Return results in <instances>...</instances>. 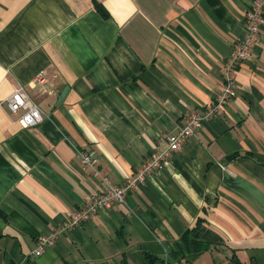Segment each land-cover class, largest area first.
Instances as JSON below:
<instances>
[{"label":"crops","instance_id":"crops-1","mask_svg":"<svg viewBox=\"0 0 264 264\" xmlns=\"http://www.w3.org/2000/svg\"><path fill=\"white\" fill-rule=\"evenodd\" d=\"M252 1L0 0V264H264V29L222 115L124 204L33 253L102 191L78 149L116 187L210 109ZM19 85L39 126L6 107Z\"/></svg>","mask_w":264,"mask_h":264},{"label":"built area","instance_id":"built-area-1","mask_svg":"<svg viewBox=\"0 0 264 264\" xmlns=\"http://www.w3.org/2000/svg\"><path fill=\"white\" fill-rule=\"evenodd\" d=\"M245 25L246 35L234 43L230 56L224 62L222 68L223 89L215 96V101L210 109L204 112V115L197 113L190 115L180 132L167 134L161 138L167 143V148L163 151L152 152L124 183L116 187L112 186L108 178L99 169L98 158L95 153L82 149L77 150L80 160L86 168L90 169L92 177L102 184V191L75 211L70 219L54 228L50 233L41 236L38 239L37 248L33 252L35 256L42 255L66 232L85 225L98 212L109 211L115 204H124L129 193L135 192L149 175L163 169L173 154L182 150L185 141L195 134L204 121L222 115L225 106L237 95V71L240 65L252 56L260 39V33L264 29V0L252 1L245 14ZM37 81L43 83L45 78L40 75L37 77ZM5 104L12 114L22 112L19 122L24 128L39 126L44 121L42 108L33 100L23 85L15 88L5 100Z\"/></svg>","mask_w":264,"mask_h":264},{"label":"water","instance_id":"water-1","mask_svg":"<svg viewBox=\"0 0 264 264\" xmlns=\"http://www.w3.org/2000/svg\"><path fill=\"white\" fill-rule=\"evenodd\" d=\"M65 94H66V91H64V92L62 93V95H61V99L64 98Z\"/></svg>","mask_w":264,"mask_h":264},{"label":"trees","instance_id":"trees-1","mask_svg":"<svg viewBox=\"0 0 264 264\" xmlns=\"http://www.w3.org/2000/svg\"><path fill=\"white\" fill-rule=\"evenodd\" d=\"M103 12V11H102Z\"/></svg>","mask_w":264,"mask_h":264}]
</instances>
